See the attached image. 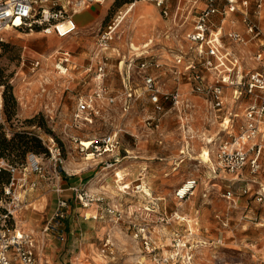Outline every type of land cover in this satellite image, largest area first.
<instances>
[{
	"label": "rangeland",
	"instance_id": "1",
	"mask_svg": "<svg viewBox=\"0 0 264 264\" xmlns=\"http://www.w3.org/2000/svg\"><path fill=\"white\" fill-rule=\"evenodd\" d=\"M133 2L107 0L97 4V13L91 22L79 23V13L76 14L77 30L66 37L45 34L38 29L6 33L0 51V124L8 137L19 130L36 133L45 147V151L29 152L42 161L45 167L42 176L30 171L27 156L20 165L22 173L15 176L20 178L26 173L28 182L37 181L32 199H37L40 193L43 207L56 184V173L75 178L92 172L88 187L103 197L99 203L105 202L106 207L115 212L105 211L101 218L99 214L97 219H91L101 220L106 225V234L117 239L120 251H124L121 260L127 264H264V200L258 201L255 194L264 188V151L262 168L253 174L244 171L245 180L237 182L236 200L231 203L224 193L232 175L218 172L216 176L209 167L212 163L203 157L204 150L210 156L208 151L214 149L215 145L207 143V138L218 130L215 124H207L203 98L193 93L187 83L179 89L185 100L198 106L184 111L188 116L184 128L172 99L160 98L162 111L159 113L155 104L148 102L147 93H143L142 72L137 66L141 59L136 57L141 53L163 63L152 72L161 75L163 92L174 91L175 54L179 50L186 54L190 51L186 33L192 17L187 20L183 13L191 2L166 0L164 6H169V14L164 15L156 0H138L118 25L119 17ZM177 5L181 7L180 12H177ZM183 20H186L184 24ZM109 25L115 27L113 38L109 47L101 50L98 48L99 35ZM63 50L72 54V69L68 74H62L55 66L56 54ZM98 54L107 57L105 84L114 100L104 99L98 104L99 113L84 114L76 123L74 113L79 96L92 92L96 86ZM130 58L135 59L132 64ZM35 59H40L41 65L32 71L30 63ZM130 86L133 92L140 94L138 97H127ZM150 115L160 116L162 125L158 130L146 126V118ZM116 131L121 140L119 156L127 155L125 149H129L131 155H138L137 150L145 151L149 157L143 159L153 161L149 164L152 168L161 163L166 171L165 178L156 176L150 181L141 180L132 173L139 166L137 160L121 159L108 167L104 160L111 159L109 156H87L81 151V141L89 143V140H98ZM51 147L59 153L57 162L51 156ZM116 170H119L118 175ZM188 178H196L198 185L191 196L178 199L174 190ZM177 180L181 184H172ZM247 183L251 189L242 193L240 188ZM139 184L144 188L170 190L167 208L173 205L176 209H167L162 223L140 222L148 217V210H144L148 206L144 194L137 188ZM125 185L127 188L122 190ZM24 189L20 183L16 185V193L23 199L22 206L15 210L14 220L12 217L6 219L8 224H17L22 218L21 209L29 198ZM150 192L151 196L152 190ZM119 198L122 208L115 204ZM13 206L11 195L3 192L0 183V223ZM89 212V215L97 214L95 209ZM79 214L85 215V211ZM113 218L118 222L114 223ZM129 219L134 223L125 222ZM141 228L150 235L155 252L149 253L144 248ZM119 248L117 246L118 251ZM155 254L161 258L173 255L174 258L158 263L161 261L155 260Z\"/></svg>",
	"mask_w": 264,
	"mask_h": 264
},
{
	"label": "built area",
	"instance_id": "2",
	"mask_svg": "<svg viewBox=\"0 0 264 264\" xmlns=\"http://www.w3.org/2000/svg\"><path fill=\"white\" fill-rule=\"evenodd\" d=\"M107 0H0V51L6 41L5 35L9 31H34L38 29L45 34L55 33L60 37L73 34L78 27L75 19L83 9L97 3L102 4ZM138 1V0H133ZM166 0H156L158 6H162V13L169 14V6ZM181 1V0H180ZM190 7L186 13H194L193 28L186 33L190 43L191 56L184 64L185 54L180 51L175 58L176 64L172 72L178 80L190 81L191 91L203 98V107L207 117V124H217V138L208 137L207 142L213 143V156L210 157L209 167L216 176L218 172L232 175L230 184L224 193V197L233 203L236 200L237 182L245 180L244 171L257 173L262 168V155L264 151V0H189ZM134 3V2H133ZM132 3V4H133ZM177 12L181 7L177 5ZM218 16V18H216ZM113 25L104 29L98 39V48L104 50L109 47L112 40ZM143 53H141L142 55ZM55 66L62 74H68L72 69V54L69 50H63L56 54ZM98 58V67L94 77L95 89L79 96L74 113V120L79 123L84 114L99 113L98 102L104 99L113 101L108 95L109 88L105 84L106 56ZM134 58H130L132 64ZM41 65L40 59L30 63L32 71ZM143 71L144 91L155 104L156 111H162L160 98L172 99L175 108L180 113L181 126L186 127L188 116L184 114L197 108V104L182 97L179 88L174 92L163 93L154 74L147 73L151 68H161L158 58L143 60L140 64ZM129 82V79H128ZM127 97H138L132 86L126 91ZM142 94V93H141ZM242 105L243 108H242ZM242 108V110H240ZM161 118L150 115L146 118V125L150 128H159ZM89 143L81 141V151L89 155L104 156L111 159L104 160L105 165L114 166L121 160L119 149L121 140L119 133L113 132L98 140H89ZM54 147V145L52 146ZM49 148L52 158L57 162L59 153ZM127 155L129 150L125 149ZM210 152V151H209ZM110 160V161H109ZM27 163L30 171L42 176L45 167L34 153L27 155ZM7 165L0 161L1 166ZM12 171L10 183L4 187L6 195H11L13 208H9L3 215L0 223V264H38V252L42 244L31 232H25L17 228L16 224H8L7 218H15V210L21 206L22 199L16 193V185L21 187L29 185L35 187L36 182H28L26 173L17 178L16 173H22L21 167L8 165ZM28 168V166L26 167ZM25 168V169H26ZM119 171V170H118ZM116 171V175H118ZM120 176V175H119ZM142 184H139L141 186ZM198 180L186 179L176 190L178 199L191 196ZM139 186L137 188H139ZM249 184H244L242 193L250 191ZM140 190L142 188H139ZM75 199L83 206L88 207L93 202L103 199L87 188L74 186ZM263 191H257L256 199L264 200ZM67 201L60 199L54 216L48 222L45 231H58L60 222L66 217L65 208ZM109 213L115 211L106 208ZM94 218L98 214L93 215ZM179 218V217H178ZM141 228L142 241L147 252H155L156 247L150 235ZM137 236V234H136ZM60 238L64 235L60 232ZM112 245L107 239L102 248L107 252ZM154 254V253H153ZM155 260L168 262L170 257H157Z\"/></svg>",
	"mask_w": 264,
	"mask_h": 264
},
{
	"label": "crops",
	"instance_id": "3",
	"mask_svg": "<svg viewBox=\"0 0 264 264\" xmlns=\"http://www.w3.org/2000/svg\"><path fill=\"white\" fill-rule=\"evenodd\" d=\"M96 5L97 3L80 11L77 16L78 22L85 23L87 20L91 22L92 19H94V13H97ZM262 12L264 13V8ZM177 14L178 13H176V16ZM183 14L185 15V19L187 18V20L192 17L191 19L188 20V25L190 27L189 31H190L193 28L195 15L194 13H188V12ZM216 18H218V16H216ZM185 21L186 20H183V24L185 23ZM190 46L191 45L189 43V50H190ZM179 52L180 50L175 54V58L177 57V54H179ZM190 54H191L190 51L186 54L187 56H185L184 64L187 63V59L191 56ZM148 56L150 55H143V54L136 55L137 58L141 59L139 64L143 60L156 59L154 56L151 57ZM137 66L140 69V66L139 65ZM153 69L154 68L149 69L147 73L156 75L158 77L160 87L161 86L163 87L164 83L162 82V78H160L161 75L152 72ZM139 72H142V77H143L144 76L143 71L140 70ZM174 79H175L174 80L175 86L173 89L174 91L177 88L183 89L186 86V83L189 85L191 83L188 80L183 82L182 80H178L175 74H174ZM161 90L163 92V88H161ZM169 92H163V93H169ZM108 95L109 96L111 95L110 89L108 90ZM147 100L148 102L152 103L149 98H147ZM102 101L103 100L99 101L98 104ZM161 125L162 124L160 122V127ZM215 125L218 128V125L217 124ZM149 129L154 130V128H149ZM156 129L158 130V128ZM218 130L214 134L209 135V137H214L216 139ZM212 151L213 150H210V157L213 156ZM137 152L139 153L138 155H131L129 153V155L120 156L121 159H126V158L134 159L137 160V162L139 163V166L135 167L132 170L133 176H136L141 180L146 179L149 181L151 178H155L156 176L160 177V179L165 178L163 174L166 171H164L165 169H162L161 163L157 164L156 166H154V168H152L151 166H149V164H151L153 161H149V159H143L145 157L146 158L149 157L147 153L142 150H137ZM180 161L182 162L183 160ZM125 169L126 167L123 168V170ZM91 175L92 172L89 173L84 172L79 177L70 178L66 174L56 173L54 175L57 178L56 184L53 186L51 192L48 194V197L45 201V206L43 207L41 205L43 201V196L40 193H37L36 195L37 199L36 198L35 200L32 199V197H34V193H32L33 192L32 190L37 186L36 180L33 179L29 181V182L35 181L36 182L35 187H30L29 185H27L26 188L24 189L25 194H28L29 198L28 197L26 198V202L21 209V213H22L21 220H19L17 224L16 223L15 224L17 228L21 227L19 229L25 232L33 233L35 238L42 244V248L38 252V258H39L38 264H127L126 262H122L121 260L124 251H120L122 249H120L119 245H117L118 244L117 239L115 237L113 238L110 234H106L107 227H105L106 225H103V222L101 220H93V219H97L99 217V214L101 215L99 218L103 216V214L106 211L107 204H105V202L103 203L100 202L101 204L99 202H93L90 206L85 207L75 199V192L73 190V187L80 186L90 190L87 184L91 180L90 178ZM244 177H245V172H244ZM172 184H181V181L177 180ZM126 188L127 187L125 185L122 190ZM150 190H152V195L154 194L155 196L152 195L150 196L151 193ZM139 192H142L144 194V199L146 200V204L148 206L144 209V210H148L147 211L148 217H143L140 220V222L142 220L145 222L151 221L154 222V224L158 225L162 223L161 219L163 218L164 213H166L167 209L168 210L176 209V207H174L173 205H170L169 208H167L166 198L170 196L171 194L170 190L165 191L162 190L161 188L153 189L151 187H147V188H142L141 191ZM148 196H150L149 199ZM173 198L175 199V196H173L172 199ZM60 199H64L67 201V206L65 208L66 217L62 219V221L60 222L58 231L52 229L49 231H45L44 229L46 228L48 222L54 216V213L56 211ZM119 200L120 198L116 200L115 204H117L120 208H122V205L119 204L120 202ZM94 209L98 214L97 218L93 217V215L96 214L89 215L90 213L89 211L91 210L94 211ZM100 210L101 213H99ZM81 211L83 212L85 211V215L81 216L79 214V212ZM113 219H115L114 223L118 222L117 218H113ZM125 222L129 224H133L134 220L129 219L128 221L125 220ZM60 232L64 235V239L60 238ZM107 239L111 241L112 245L110 246V249L107 250V252H103L102 248L104 247V243ZM117 246L119 248V251L117 249ZM158 263H164V262H158Z\"/></svg>",
	"mask_w": 264,
	"mask_h": 264
},
{
	"label": "trees",
	"instance_id": "4",
	"mask_svg": "<svg viewBox=\"0 0 264 264\" xmlns=\"http://www.w3.org/2000/svg\"><path fill=\"white\" fill-rule=\"evenodd\" d=\"M12 97V96H11ZM2 104L0 105V109ZM6 114L10 116V112ZM45 151L41 138L34 132L27 130L15 131L11 137L7 136L4 126L0 124V161H5L7 165L1 166L0 183L4 187L10 183L12 171L8 165L19 167L26 160L29 152Z\"/></svg>",
	"mask_w": 264,
	"mask_h": 264
},
{
	"label": "bare ground",
	"instance_id": "5",
	"mask_svg": "<svg viewBox=\"0 0 264 264\" xmlns=\"http://www.w3.org/2000/svg\"><path fill=\"white\" fill-rule=\"evenodd\" d=\"M186 1V0H185ZM135 5V2L132 4V5H130L123 13H122V15L119 17V19H118V25L119 24H121V22L124 20V18L126 17V15L128 14V9L129 8H132L133 6ZM209 152V151H208ZM203 157H204V159L205 160H210V156H209V153H207V151L206 150H204V153H203ZM144 188V186L143 185H141V186H139V188Z\"/></svg>",
	"mask_w": 264,
	"mask_h": 264
}]
</instances>
